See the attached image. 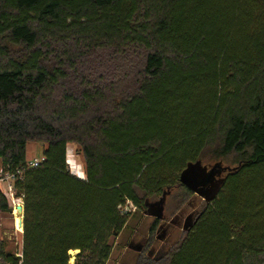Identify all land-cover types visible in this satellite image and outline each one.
<instances>
[{
    "label": "trees",
    "instance_id": "1",
    "mask_svg": "<svg viewBox=\"0 0 264 264\" xmlns=\"http://www.w3.org/2000/svg\"><path fill=\"white\" fill-rule=\"evenodd\" d=\"M206 153L237 166L140 264H264V0H0V169L22 172L23 203L21 252L0 242V264H106L120 208L182 207Z\"/></svg>",
    "mask_w": 264,
    "mask_h": 264
},
{
    "label": "rangeland",
    "instance_id": "2",
    "mask_svg": "<svg viewBox=\"0 0 264 264\" xmlns=\"http://www.w3.org/2000/svg\"><path fill=\"white\" fill-rule=\"evenodd\" d=\"M43 149L44 147L40 143H30L27 148V157L30 160L40 159L42 158ZM66 163L68 168L69 164L72 165L73 170L70 171L69 168V172H72L71 174L75 177L81 178L78 166L81 167L82 171L84 170L83 159L80 155H77L74 145L67 146ZM218 163L222 167L230 169L237 166L235 159L232 157L227 160H218L210 153H206L201 165L210 170ZM227 173L228 171L222 172L219 178H224ZM0 190L3 192L5 186L0 184ZM174 192L173 190L171 191V193L175 194ZM168 196L166 195V204L164 203L163 207L162 222L159 224H155L156 219L154 217L146 213H137L132 208H129L132 215L129 217L126 228L118 236L112 238V251L106 264H140V257L147 255L149 252H151L153 258L160 261L168 251H171L180 242L185 233L184 226L189 221L188 218L193 220L201 210L204 200L198 195H193L179 208L172 202V198L168 199ZM7 204L10 211H0V242L4 244L6 250L20 254L23 231L22 228L19 231L17 210L14 209L11 200L7 199ZM19 205L23 207L22 202ZM152 227H155L153 234H151ZM148 242L151 243L147 247ZM139 247L146 250L139 251L137 250ZM69 254L71 256L70 264H73L76 252L72 251Z\"/></svg>",
    "mask_w": 264,
    "mask_h": 264
},
{
    "label": "water",
    "instance_id": "3",
    "mask_svg": "<svg viewBox=\"0 0 264 264\" xmlns=\"http://www.w3.org/2000/svg\"><path fill=\"white\" fill-rule=\"evenodd\" d=\"M230 168H224L220 164L213 166L210 170L203 167L201 163L189 164L187 168L181 173L179 178L180 185L185 186L196 195L204 197V200H209L219 188L222 178H219L222 172L231 171ZM209 185V189H203ZM166 195L163 194L160 200L156 203L149 204L146 214L161 220L163 217V207ZM17 216L19 218V226L22 228L23 221V207L17 206ZM190 220V218H188ZM186 227V225L184 226Z\"/></svg>",
    "mask_w": 264,
    "mask_h": 264
},
{
    "label": "built area",
    "instance_id": "4",
    "mask_svg": "<svg viewBox=\"0 0 264 264\" xmlns=\"http://www.w3.org/2000/svg\"><path fill=\"white\" fill-rule=\"evenodd\" d=\"M43 157L40 159H32L27 161V167L28 168H37L42 162H43ZM70 168V167H69ZM78 170L81 172V178L79 179H84V173L81 170V167L78 166ZM71 171V168H70ZM22 175L21 171H16V172H11L8 169H0V184L5 186V190L2 192L3 196L5 199L11 200V203L14 207L15 210H17V206H20L19 204L22 202L20 198L15 197V192H14V182L16 179L20 178ZM78 178V177H77ZM129 208H132L135 211V208L130 202H127L126 205L122 208H120L121 213H127L130 212L131 210Z\"/></svg>",
    "mask_w": 264,
    "mask_h": 264
},
{
    "label": "bare ground",
    "instance_id": "5",
    "mask_svg": "<svg viewBox=\"0 0 264 264\" xmlns=\"http://www.w3.org/2000/svg\"><path fill=\"white\" fill-rule=\"evenodd\" d=\"M69 167L71 168V171H72L73 169H72V165H71V164H69ZM71 173H72V172H71ZM17 219H18V220H17V221H18L17 223H18V225H19V218H17ZM19 231H21L20 226H19Z\"/></svg>",
    "mask_w": 264,
    "mask_h": 264
},
{
    "label": "flooded vegetation",
    "instance_id": "6",
    "mask_svg": "<svg viewBox=\"0 0 264 264\" xmlns=\"http://www.w3.org/2000/svg\"><path fill=\"white\" fill-rule=\"evenodd\" d=\"M147 247H148V243H147ZM147 247H146V248H147ZM141 249H142V248L139 247L137 250H139V251H145V250H146V249H142V250H141ZM148 254L150 255L151 252H149Z\"/></svg>",
    "mask_w": 264,
    "mask_h": 264
},
{
    "label": "crops",
    "instance_id": "7",
    "mask_svg": "<svg viewBox=\"0 0 264 264\" xmlns=\"http://www.w3.org/2000/svg\"><path fill=\"white\" fill-rule=\"evenodd\" d=\"M27 160L29 161L30 159L27 157Z\"/></svg>",
    "mask_w": 264,
    "mask_h": 264
}]
</instances>
